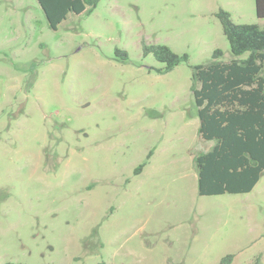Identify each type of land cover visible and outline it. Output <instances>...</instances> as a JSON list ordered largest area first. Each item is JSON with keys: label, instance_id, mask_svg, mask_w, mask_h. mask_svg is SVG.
Listing matches in <instances>:
<instances>
[{"label": "rangeland", "instance_id": "1", "mask_svg": "<svg viewBox=\"0 0 264 264\" xmlns=\"http://www.w3.org/2000/svg\"><path fill=\"white\" fill-rule=\"evenodd\" d=\"M220 9L264 26L254 0H100L56 29L0 0V264H264V170L197 191L212 142L190 86L215 49L234 57ZM143 42L187 60L166 71Z\"/></svg>", "mask_w": 264, "mask_h": 264}, {"label": "trees", "instance_id": "2", "mask_svg": "<svg viewBox=\"0 0 264 264\" xmlns=\"http://www.w3.org/2000/svg\"><path fill=\"white\" fill-rule=\"evenodd\" d=\"M99 1L37 0L51 29L69 13L91 12ZM254 4L256 16L264 18V0H254ZM217 16L234 57L222 61V51L215 49L211 62L195 65L192 73L198 132L202 138L215 141L210 150L194 158L200 195L249 192L264 170V26L235 23L223 9ZM142 46L145 54L152 53L165 63L166 71L187 60L186 54H177L164 44L143 42ZM244 52L248 55L240 58ZM116 53L126 56L124 50L116 49ZM230 259L227 255L221 262Z\"/></svg>", "mask_w": 264, "mask_h": 264}, {"label": "crops", "instance_id": "3", "mask_svg": "<svg viewBox=\"0 0 264 264\" xmlns=\"http://www.w3.org/2000/svg\"><path fill=\"white\" fill-rule=\"evenodd\" d=\"M197 107V106H196ZM197 116H198V113H197ZM198 119H199V116H198ZM199 124H200V120H199ZM198 128H199V125H198V127H197V132H198ZM198 134H199V132H198ZM200 135V134H199ZM200 137H201V135H200ZM202 138V137H201ZM203 140H205V141H210V142H212V146L215 144V141L214 140H207V139H204V138H202ZM212 146L208 149V150H210L211 148H212ZM207 150V151H208ZM207 151H205V152H207ZM202 153H204V152H202ZM201 154V153H200ZM199 155V154H198ZM197 156V155H196ZM195 161V160H194ZM195 165H196V163H195ZM196 168H197V166H196ZM263 172V171H262ZM261 176V175H260ZM260 179V178H259ZM258 182V181H257ZM255 186V185H254ZM252 190V189H251ZM197 191H198V173H197ZM246 193V192H245ZM199 194V193H198ZM233 194V193H232ZM235 194H240V193H235ZM200 195V194H199Z\"/></svg>", "mask_w": 264, "mask_h": 264}]
</instances>
